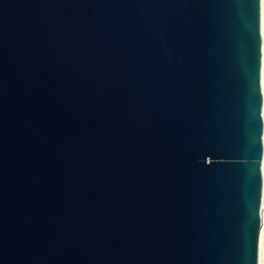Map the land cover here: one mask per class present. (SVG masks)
I'll return each instance as SVG.
<instances>
[{
    "label": "water",
    "instance_id": "obj_1",
    "mask_svg": "<svg viewBox=\"0 0 264 264\" xmlns=\"http://www.w3.org/2000/svg\"><path fill=\"white\" fill-rule=\"evenodd\" d=\"M262 0H0V264H259Z\"/></svg>",
    "mask_w": 264,
    "mask_h": 264
},
{
    "label": "bare ground",
    "instance_id": "obj_2",
    "mask_svg": "<svg viewBox=\"0 0 264 264\" xmlns=\"http://www.w3.org/2000/svg\"><path fill=\"white\" fill-rule=\"evenodd\" d=\"M262 35L264 38V0H262ZM262 89L264 95V57H263V68H262ZM264 172V168H263ZM259 264H264V210H263V225H262V233L260 240V261Z\"/></svg>",
    "mask_w": 264,
    "mask_h": 264
},
{
    "label": "rangeland",
    "instance_id": "obj_3",
    "mask_svg": "<svg viewBox=\"0 0 264 264\" xmlns=\"http://www.w3.org/2000/svg\"><path fill=\"white\" fill-rule=\"evenodd\" d=\"M263 10V9H262Z\"/></svg>",
    "mask_w": 264,
    "mask_h": 264
}]
</instances>
